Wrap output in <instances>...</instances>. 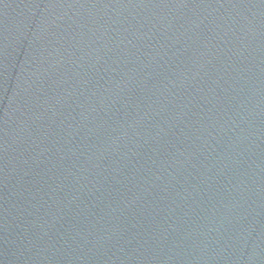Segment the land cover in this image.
Masks as SVG:
<instances>
[{
	"label": "water",
	"instance_id": "1",
	"mask_svg": "<svg viewBox=\"0 0 264 264\" xmlns=\"http://www.w3.org/2000/svg\"><path fill=\"white\" fill-rule=\"evenodd\" d=\"M0 264H264V0H0Z\"/></svg>",
	"mask_w": 264,
	"mask_h": 264
}]
</instances>
